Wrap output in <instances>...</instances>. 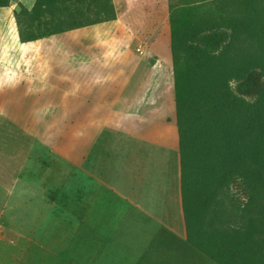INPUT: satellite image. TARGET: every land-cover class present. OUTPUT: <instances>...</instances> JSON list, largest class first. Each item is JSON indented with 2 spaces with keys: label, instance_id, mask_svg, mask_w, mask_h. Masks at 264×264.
<instances>
[{
  "label": "rangeland",
  "instance_id": "obj_1",
  "mask_svg": "<svg viewBox=\"0 0 264 264\" xmlns=\"http://www.w3.org/2000/svg\"><path fill=\"white\" fill-rule=\"evenodd\" d=\"M220 6V0H0V92L20 83L28 92L58 88L92 100V90L109 78L110 93L103 101L107 112L153 118L174 107L179 130L184 127L179 148L190 159L184 191L187 234L186 240L169 244L171 249L182 245L185 252H162L163 264L253 263V252H242L235 239L214 236L207 225L209 214L200 209L206 189L194 170L191 154H196L197 163L210 155V132H205L204 140L192 141L194 125L186 120L188 110L183 111V105L192 100L191 90L195 96L202 93L199 80L210 79L211 73L204 72L207 66L219 63V54L204 47L209 30L202 25L211 13L220 14ZM263 76L264 67L245 80L231 81L232 88L242 99L253 101ZM55 109L49 107L43 114ZM0 158V179L7 189L27 171L49 172L51 181H63L69 168L53 160L27 131L3 117ZM20 179L19 184L24 185ZM28 179L34 188L45 183L39 175ZM224 190L217 216L227 214L234 224L240 221L249 193L236 176L228 179ZM19 194L6 193L0 215L7 218L5 227L25 231L33 226L26 208L6 211L9 197L19 198ZM101 201L115 210L113 199L103 197ZM40 206V201L35 203L32 211H40ZM198 243L208 247L217 243L223 261L199 249Z\"/></svg>",
  "mask_w": 264,
  "mask_h": 264
},
{
  "label": "crops",
  "instance_id": "obj_2",
  "mask_svg": "<svg viewBox=\"0 0 264 264\" xmlns=\"http://www.w3.org/2000/svg\"><path fill=\"white\" fill-rule=\"evenodd\" d=\"M2 29L5 30V25ZM1 47L0 39V51ZM110 88L101 101L96 100L91 93L92 100L71 93L105 108V116L76 156H70L48 141L53 129L39 136L29 127L7 117L0 109V118L27 131L53 160L69 167V173L66 172L63 181H51L49 172L35 174L27 171L23 177L20 176L21 179L19 176L15 178L13 185L7 189L6 182L0 179V210L6 193H20L19 198L9 197L10 204L6 211L11 213L25 207L31 215L30 224L33 225L25 231L7 228L4 226L7 218L0 215V225L3 223L4 226L0 228V264H163L162 252H185L182 245L172 249L169 247L170 241L182 242L186 240L187 234L180 134L174 119L175 109L170 106L162 116L153 118L107 112L103 101L108 99L106 97ZM52 106L43 108L41 112ZM82 114H78V119L82 118ZM123 121L127 127L121 126ZM87 130L84 123L76 124L74 133L76 137L85 139ZM98 141L117 155H148L155 145L173 153L178 216L163 220L98 176L93 170L91 155ZM34 175L41 176L45 183L35 188L29 185L28 178ZM19 179L20 182L24 181V185L19 184ZM39 194L40 200H37ZM103 197L113 199L115 210L105 206L101 201ZM39 201L40 211L33 212L35 203ZM165 260L169 258L165 256Z\"/></svg>",
  "mask_w": 264,
  "mask_h": 264
},
{
  "label": "trees",
  "instance_id": "obj_3",
  "mask_svg": "<svg viewBox=\"0 0 264 264\" xmlns=\"http://www.w3.org/2000/svg\"><path fill=\"white\" fill-rule=\"evenodd\" d=\"M220 3V14L211 13L202 25L209 30L204 47L219 54V63L213 68L207 66L204 72L211 73L210 79L199 80L202 93L195 96L191 90L192 100L183 105V111L188 110L186 120L194 125L190 132L192 141L200 137L204 140L202 136L210 132V155L197 163L198 157L191 154L194 170L206 189L200 209L209 214L206 222L210 231L227 241L235 239L242 252H253L254 264H264V80L253 101L239 97L229 83L245 80L264 67V0ZM180 133H184L183 126ZM180 151L186 202L190 159L184 156L183 147ZM233 176L241 179L249 193L240 221L234 224L227 214L217 216V207L222 206L226 195L224 186ZM198 245L223 261L217 243L211 247Z\"/></svg>",
  "mask_w": 264,
  "mask_h": 264
},
{
  "label": "bare ground",
  "instance_id": "obj_4",
  "mask_svg": "<svg viewBox=\"0 0 264 264\" xmlns=\"http://www.w3.org/2000/svg\"><path fill=\"white\" fill-rule=\"evenodd\" d=\"M110 85L108 78L97 89H93L91 94L101 101ZM50 105L57 109L46 118L41 110ZM0 109L7 117L29 127L39 136L53 129L48 141L70 156L81 152L85 140L105 116L103 106L89 103L78 95L57 88H40L28 92L20 83L0 92ZM81 112L83 116L78 119ZM81 123L88 127L85 139L76 137L74 133L76 124ZM121 126L128 125L123 121ZM91 155L93 170L116 190L163 220L178 216L179 202L175 188L177 176L173 153L155 145L148 151V155H117L98 141Z\"/></svg>",
  "mask_w": 264,
  "mask_h": 264
},
{
  "label": "clouds",
  "instance_id": "obj_5",
  "mask_svg": "<svg viewBox=\"0 0 264 264\" xmlns=\"http://www.w3.org/2000/svg\"><path fill=\"white\" fill-rule=\"evenodd\" d=\"M229 83H230V87L233 86L231 82H229Z\"/></svg>",
  "mask_w": 264,
  "mask_h": 264
}]
</instances>
